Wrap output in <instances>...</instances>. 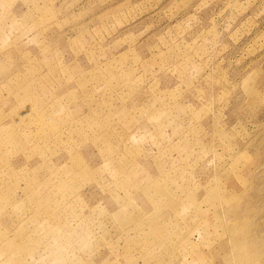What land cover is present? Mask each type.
Wrapping results in <instances>:
<instances>
[{
    "label": "rangeland",
    "instance_id": "1",
    "mask_svg": "<svg viewBox=\"0 0 264 264\" xmlns=\"http://www.w3.org/2000/svg\"><path fill=\"white\" fill-rule=\"evenodd\" d=\"M0 264H264V0H0Z\"/></svg>",
    "mask_w": 264,
    "mask_h": 264
}]
</instances>
